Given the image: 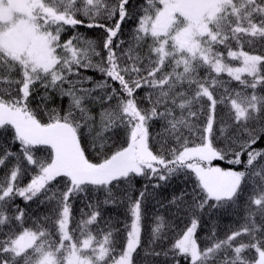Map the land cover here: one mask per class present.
<instances>
[{
  "label": "snow or ice",
  "instance_id": "obj_1",
  "mask_svg": "<svg viewBox=\"0 0 264 264\" xmlns=\"http://www.w3.org/2000/svg\"><path fill=\"white\" fill-rule=\"evenodd\" d=\"M0 264H264V0H0Z\"/></svg>",
  "mask_w": 264,
  "mask_h": 264
},
{
  "label": "trees",
  "instance_id": "obj_2",
  "mask_svg": "<svg viewBox=\"0 0 264 264\" xmlns=\"http://www.w3.org/2000/svg\"><path fill=\"white\" fill-rule=\"evenodd\" d=\"M93 35H95V33H93ZM96 75H97V76H99V74H98V73H96ZM201 235H203V233H201Z\"/></svg>",
  "mask_w": 264,
  "mask_h": 264
}]
</instances>
